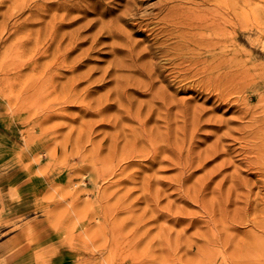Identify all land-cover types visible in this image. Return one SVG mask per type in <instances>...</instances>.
Masks as SVG:
<instances>
[{
	"label": "rangeland",
	"instance_id": "1",
	"mask_svg": "<svg viewBox=\"0 0 264 264\" xmlns=\"http://www.w3.org/2000/svg\"><path fill=\"white\" fill-rule=\"evenodd\" d=\"M33 4L0 0V264H264V0H186L217 67L188 40L153 86L108 38L71 72Z\"/></svg>",
	"mask_w": 264,
	"mask_h": 264
},
{
	"label": "bare ground",
	"instance_id": "2",
	"mask_svg": "<svg viewBox=\"0 0 264 264\" xmlns=\"http://www.w3.org/2000/svg\"><path fill=\"white\" fill-rule=\"evenodd\" d=\"M34 4L30 9L35 12H51V45L55 46V51L58 54L57 58H61L60 62H69V68L71 72L77 70L82 66L83 61L90 56V53L96 50L98 43H102V39H111L108 44L110 51L113 53H121V58L114 59L112 67L114 70L125 69L128 71H134L144 76V83L149 86H153L157 78L164 79L163 65L157 58L164 59L168 63L174 64V60L178 59L179 65L182 70H186L182 67L185 62L189 60L187 44L188 40L194 45V50H202L211 55V62L214 67H217L215 53L213 52L216 46L217 37L214 33L210 40H206L204 37L189 38L186 35L187 20L189 10L181 8V5L186 0H156L153 3L146 4L149 0H30ZM123 1V2H120ZM248 1V0H245ZM157 10L153 12L152 9ZM217 11V10H216ZM90 15H95L90 17ZM113 15L109 20H105V17ZM162 15V16H161ZM156 19V20H155ZM155 20V21H153ZM154 24L162 23L161 31L166 32L168 29L178 28L181 30L180 45L177 51H172L173 47H169L167 41L172 37L166 35L159 43L157 39H153L150 44L144 45L141 48H137L138 43L136 40L125 33L121 24L128 25L131 32H141L147 30L150 23ZM63 26L71 27L68 30H64L58 36V30H62ZM152 28V26H151ZM57 30V32H56ZM153 30V28H152ZM56 32V34H55ZM66 36V37H64ZM144 40H147L145 38ZM85 43L88 46L81 48ZM64 44V45H63ZM202 45L204 48L202 49ZM153 48H156L155 51ZM80 49V52L71 57L70 54L73 50ZM176 59L173 58V55ZM148 57L153 60L148 62L139 63L141 59ZM196 58L199 55L195 56ZM157 59V60H156ZM211 65V63H210ZM212 66V65H211ZM109 67V66H107ZM90 67L84 72H79L73 75L69 84V89L73 93L71 96H80L78 85L84 76H88ZM105 72H108L106 70ZM179 72V71H178ZM212 71L211 73H213ZM186 73L179 72L178 76L181 79H185ZM214 76V73H213ZM212 76L209 78L211 79ZM158 97L157 94H151L149 97L150 104ZM156 102V101H154ZM138 106L135 113L138 114ZM182 112V111H181ZM185 112V109H184Z\"/></svg>",
	"mask_w": 264,
	"mask_h": 264
}]
</instances>
